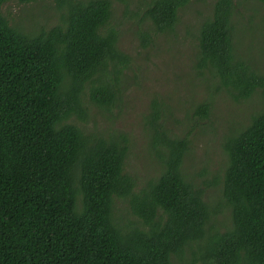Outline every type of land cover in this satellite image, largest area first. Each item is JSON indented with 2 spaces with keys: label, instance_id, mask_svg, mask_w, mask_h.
<instances>
[{
  "label": "trees",
  "instance_id": "obj_1",
  "mask_svg": "<svg viewBox=\"0 0 264 264\" xmlns=\"http://www.w3.org/2000/svg\"><path fill=\"white\" fill-rule=\"evenodd\" d=\"M8 1L0 0V264H264V71L235 51L237 1H214L194 63L216 92L262 97L226 137L223 180L206 183L221 182L224 227L222 204L182 169L188 138L168 134L159 107L147 127L162 166L143 185L125 170L124 133L74 122L87 121L90 105L113 113L122 100L132 58L119 46L112 1L56 0L62 23L34 31L10 23ZM192 1L150 0L142 21L171 34ZM141 36L151 43L148 30ZM210 113L208 101L193 108L196 123ZM118 198L133 218L117 216Z\"/></svg>",
  "mask_w": 264,
  "mask_h": 264
},
{
  "label": "rangeland",
  "instance_id": "obj_2",
  "mask_svg": "<svg viewBox=\"0 0 264 264\" xmlns=\"http://www.w3.org/2000/svg\"><path fill=\"white\" fill-rule=\"evenodd\" d=\"M111 23L118 30L119 46L132 58L122 81L123 95L113 113L90 105L85 123L74 119L89 133L122 132L129 140L126 172L137 177L140 185L158 176L160 158L151 144L147 121L154 107L160 108L165 128L171 137H187L189 150L183 171L205 189L211 205L222 204L218 219L223 227L231 224L228 208L223 206L218 185L227 164L226 137L248 124L261 107V95L236 102L225 92H216L210 74L198 77L194 63L199 51L198 35L203 20L212 12L215 0H193L180 12L171 34L156 33L150 21H142V11L150 0H111ZM236 53L264 71V6L258 0H236ZM12 25L26 31L62 23L64 10L56 0H10L2 7ZM148 30L152 41L144 45L141 31ZM211 103V113L196 123L193 108L200 102ZM245 125V126H246ZM187 177L189 178V176ZM217 209V210H219ZM115 211L124 222L133 218L126 200L118 198Z\"/></svg>",
  "mask_w": 264,
  "mask_h": 264
}]
</instances>
